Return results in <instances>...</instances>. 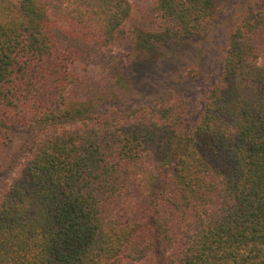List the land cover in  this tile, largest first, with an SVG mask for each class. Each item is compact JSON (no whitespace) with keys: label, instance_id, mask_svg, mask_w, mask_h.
I'll return each instance as SVG.
<instances>
[{"label":"trees","instance_id":"obj_1","mask_svg":"<svg viewBox=\"0 0 264 264\" xmlns=\"http://www.w3.org/2000/svg\"><path fill=\"white\" fill-rule=\"evenodd\" d=\"M225 6L199 109L77 93ZM0 264H264V0H0Z\"/></svg>","mask_w":264,"mask_h":264},{"label":"rangeland","instance_id":"obj_2","mask_svg":"<svg viewBox=\"0 0 264 264\" xmlns=\"http://www.w3.org/2000/svg\"><path fill=\"white\" fill-rule=\"evenodd\" d=\"M232 1L235 0L229 3ZM227 6L203 34L170 43L165 57L149 55L138 62L128 55L120 84L106 81L96 66L78 67L77 93L84 98H113L110 106L125 107L135 104L143 91L172 87L185 97L191 108L199 109L203 93L220 76L224 41L221 25L228 15ZM188 67L196 73L192 75ZM170 73L174 76L169 77Z\"/></svg>","mask_w":264,"mask_h":264}]
</instances>
